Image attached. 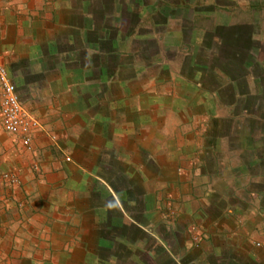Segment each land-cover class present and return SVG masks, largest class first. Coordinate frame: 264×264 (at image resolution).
Here are the masks:
<instances>
[{
    "label": "crops",
    "instance_id": "obj_1",
    "mask_svg": "<svg viewBox=\"0 0 264 264\" xmlns=\"http://www.w3.org/2000/svg\"><path fill=\"white\" fill-rule=\"evenodd\" d=\"M155 1L0 0V61L40 124L26 145L0 115V264H264V188L210 129V70L164 55L167 10L222 7Z\"/></svg>",
    "mask_w": 264,
    "mask_h": 264
},
{
    "label": "rangeland",
    "instance_id": "obj_2",
    "mask_svg": "<svg viewBox=\"0 0 264 264\" xmlns=\"http://www.w3.org/2000/svg\"><path fill=\"white\" fill-rule=\"evenodd\" d=\"M215 1L222 8L211 11L208 4L203 2L192 11L185 8L166 11L168 25L160 27L169 45L164 55L175 58L180 65L186 62V53L192 54V57L196 56L197 51L200 53L197 60L203 61L204 66L209 68L211 75L207 82L211 87H216L214 95L219 104L215 108L219 119H215L210 129L224 135L219 140L220 145L230 149L232 161L240 165L236 173L246 175L248 184L253 181L249 188L263 189L264 10L260 8L250 13L233 7L230 10L224 0ZM236 1L237 5L255 2ZM155 2L152 0V3ZM261 2L264 5V0ZM155 19L157 22L163 20L162 14L155 16ZM151 29L153 36L158 35L157 28ZM173 35H178L176 40L182 42L176 44ZM151 46L154 47L153 42ZM260 207L264 208V199L257 208ZM154 245V241H151L156 256L158 249Z\"/></svg>",
    "mask_w": 264,
    "mask_h": 264
},
{
    "label": "built area",
    "instance_id": "obj_3",
    "mask_svg": "<svg viewBox=\"0 0 264 264\" xmlns=\"http://www.w3.org/2000/svg\"><path fill=\"white\" fill-rule=\"evenodd\" d=\"M0 115L1 124L8 133L19 135L29 145L30 133L39 128V122L22 106L7 67L0 61ZM260 246V243H256Z\"/></svg>",
    "mask_w": 264,
    "mask_h": 264
}]
</instances>
